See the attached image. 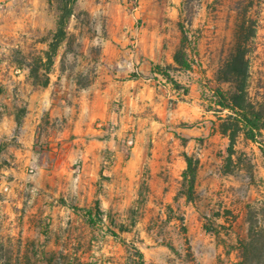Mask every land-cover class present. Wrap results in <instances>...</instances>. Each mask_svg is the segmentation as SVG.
<instances>
[{
    "label": "rangeland",
    "instance_id": "obj_1",
    "mask_svg": "<svg viewBox=\"0 0 264 264\" xmlns=\"http://www.w3.org/2000/svg\"><path fill=\"white\" fill-rule=\"evenodd\" d=\"M68 1L0 0V264H238L264 159L242 134L231 151L211 90L251 21L264 98V0H76L44 73Z\"/></svg>",
    "mask_w": 264,
    "mask_h": 264
},
{
    "label": "trees",
    "instance_id": "obj_2",
    "mask_svg": "<svg viewBox=\"0 0 264 264\" xmlns=\"http://www.w3.org/2000/svg\"><path fill=\"white\" fill-rule=\"evenodd\" d=\"M76 0L63 2L59 8V15L56 21V30L44 52L45 62L44 73H49L53 65V59L61 44L67 39L66 26L68 19L73 15V5ZM241 27L239 38L235 49L229 58L220 66L217 75V83H227L229 90L220 88L212 89L213 103L217 107L216 113L227 112L226 117L219 116L221 121L219 132L230 140V149L236 143L237 137L242 134L247 141L258 145L264 159V98L257 100L250 93V67H251V46L250 42L255 37L254 22L250 21L249 26ZM181 43L173 57L175 65L188 71L191 69L193 60L189 56L188 37L181 24ZM39 69L33 70V79H38ZM158 74L165 77L174 86L178 84L164 71L159 70ZM138 79V74L132 76ZM46 80L41 86L47 87ZM186 168L182 177L186 195L190 197L194 190L198 162L191 157L185 156ZM247 234L243 239L237 241L236 250L239 253L238 264H264V200L255 201L247 205ZM141 257L142 255L139 254Z\"/></svg>",
    "mask_w": 264,
    "mask_h": 264
}]
</instances>
